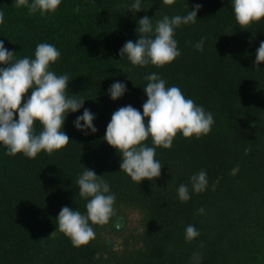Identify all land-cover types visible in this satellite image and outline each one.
I'll return each mask as SVG.
<instances>
[{"label": "trees", "instance_id": "1", "mask_svg": "<svg viewBox=\"0 0 264 264\" xmlns=\"http://www.w3.org/2000/svg\"><path fill=\"white\" fill-rule=\"evenodd\" d=\"M134 2L61 0L54 13L40 15L0 0L4 47L21 59L34 58L39 43L53 44L61 55L50 70L68 74V95L85 100L65 119L70 142L61 150L28 158L6 155L0 145V264H264V63L254 66L264 18L241 29L231 0H140V12L129 7ZM197 3L196 22L175 29L180 55L173 62L141 67L119 56L127 41L138 39L139 19L148 16L155 25ZM201 39L202 51L194 47ZM153 72L212 113L215 123L207 135L177 133L171 148L157 147L160 176L137 184L120 171V153L103 137L120 107L142 113L144 77ZM115 82L126 91L113 101L108 89ZM84 109L95 116V133L73 126ZM35 129L42 130L39 122ZM144 143L153 146L150 137ZM84 167L110 185L117 215L93 225L95 239L74 247L55 219L65 206L85 213L76 183ZM201 170L208 183L195 193L190 177ZM181 184L189 186L186 202L178 198ZM188 225L200 233L190 242Z\"/></svg>", "mask_w": 264, "mask_h": 264}, {"label": "clouds", "instance_id": "2", "mask_svg": "<svg viewBox=\"0 0 264 264\" xmlns=\"http://www.w3.org/2000/svg\"><path fill=\"white\" fill-rule=\"evenodd\" d=\"M61 0H15L17 8L25 7L29 13L40 15L54 13ZM172 4L174 0H163ZM135 12L141 11L140 0L129 6ZM231 7L236 23L245 29L253 22L264 18V0H231ZM201 5L193 6L186 15H165L153 25L152 19L144 16L138 21L136 32L138 39L127 41L119 50L120 57H127L133 66L163 67L173 62L179 55L175 29L181 25L193 24ZM80 11L79 5L74 8ZM4 12L0 11V25L4 24ZM201 39L194 47L203 50ZM61 53L50 43L36 45L34 58L25 56L15 58V53L4 47L0 41V145L6 149V155L22 153L28 158H35L41 151L48 154L61 150L69 142V136L62 131L68 113L79 111L85 102L78 95H68L69 75H57L50 70ZM254 66L264 63V41L256 50ZM147 81L143 92L146 102L140 110L127 105L120 107L111 115L103 137L110 147L120 153V171L133 182L152 181L161 174L163 165L155 159L156 148L169 149L177 133L184 138L207 135L215 123L212 113L206 112L192 99L186 98L176 86L166 87V81L153 72L144 77ZM126 91L123 83L115 82L108 89V95L115 101ZM30 92V95H27ZM147 118V123H145ZM95 116L89 109H84L73 126L87 135L97 131L93 124ZM35 122L41 125L36 131ZM151 138L153 146L144 142ZM191 189L195 193L205 191L207 174L201 170L190 177ZM76 183L79 195L87 202L85 213L62 207L56 217L57 230L67 237L74 247L88 244L95 239L93 225H106L117 215L114 207L116 195L110 191V185L97 176L93 170L84 167ZM178 198L182 202L191 197L189 186L181 184L177 188ZM203 214L204 209L199 210ZM117 229L121 227L116 224ZM193 225L185 229V239L190 242L199 236ZM200 254L193 253V259L199 260Z\"/></svg>", "mask_w": 264, "mask_h": 264}]
</instances>
